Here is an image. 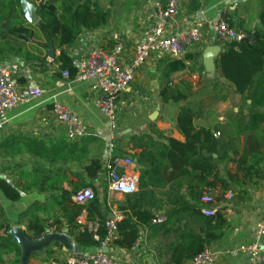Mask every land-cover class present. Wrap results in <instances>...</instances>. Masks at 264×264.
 I'll return each instance as SVG.
<instances>
[{
    "label": "crops",
    "instance_id": "obj_1",
    "mask_svg": "<svg viewBox=\"0 0 264 264\" xmlns=\"http://www.w3.org/2000/svg\"><path fill=\"white\" fill-rule=\"evenodd\" d=\"M189 4V0L181 1L179 14L173 19L170 30L174 33L185 32L196 23H204L206 27L202 40L186 53V55L200 53L202 59H199L197 64L188 61L189 69L173 73L168 78L164 75L165 66L159 61L150 60L151 62L148 61L139 68L135 77L143 80L144 77L149 78L146 74L152 73L156 82L158 91L153 92L152 97L146 94L144 98L148 99L147 101L153 99L156 108L160 106L155 118L157 122L154 123V131L145 127L139 131L132 129L121 131L119 128L115 141L114 153L131 158L135 164L131 170L139 178L142 167L133 156L145 149H134L133 139L136 136L143 137V142L157 145V149H160V146H167L169 139L184 143L186 137L177 126V117L182 107L193 103L201 104V109L196 112L194 120L196 129H210L213 136L220 131L233 134L237 132L236 124L230 122V118L238 113L243 99L221 78L215 68L214 63L220 51L213 58L211 66L205 65L203 54L211 46H217L220 50L212 26L224 16L228 23H232L233 27L241 32L248 34L256 31L260 24L261 0H207L203 1L200 9L195 12L189 11ZM146 16L143 21L141 20L144 29L147 26L149 28L154 21L151 7L148 8ZM144 29L142 28L139 33ZM136 34L137 32H132L131 37L134 38ZM100 37H102L100 33L96 35L94 31L89 32L69 51L76 67L81 57L86 56L94 46H98L97 44L102 41ZM138 41L135 40V43ZM131 46L132 44L125 43L127 52L132 50ZM50 60L53 61L51 58ZM13 72L21 86L29 85L26 79L24 83L19 82L23 79L20 77L21 73H15L14 70ZM41 85L42 98L10 111L7 124L0 131V180L11 184L20 193V200L11 202L0 191V223L5 221L10 226L9 232L15 227H20L29 239L33 236L35 227L40 225L46 228V235L56 234L63 238V241L54 242L42 251L34 253L26 264H67L71 257L94 253L99 249V245L86 247L77 241L79 233L85 228L78 226V218L76 224L69 226L68 219L72 216L62 210V199L66 198L67 193H72L74 202L75 194L81 189L93 190L96 198L85 207L88 219L99 220L106 215V221L119 216L123 220L132 212L126 209L125 195L112 193L108 189L106 163L110 156L108 150L110 133L104 116L96 107L97 95L92 92L88 83L66 79L64 76L60 79L55 78L53 73H49ZM168 86L187 93L188 99L179 103L164 102L160 93ZM227 89L233 94H229ZM136 92L137 88L131 86L125 94L129 97ZM122 100L126 101L123 97ZM54 102L70 109L83 121L90 130V136L69 140L65 126L57 120L52 111ZM256 111L264 113V107L257 108ZM153 114L150 115V119ZM123 137L124 150L118 153L119 139ZM243 140L242 136L241 141ZM156 152L160 157V151ZM98 162L101 165L100 170L97 169ZM163 162L165 164V161ZM229 168L235 170L236 167L230 165ZM173 182L174 180L167 185L159 182L151 187L153 195L149 198L167 200L180 197L189 200L194 192L203 190L201 184L187 178L176 180L175 182H182V186L179 190H172ZM246 189L249 191L247 200L243 195L238 197L232 191H225L223 199L220 202L215 201L217 212L226 219L228 225L224 236L206 248L214 253L212 260L207 264H251L250 253L240 252L239 249L256 241L257 224L264 218V180L257 188L248 186ZM217 193L218 190L213 194ZM229 193L233 194L231 201L227 200ZM161 215L167 217L165 223L139 227V238L133 248H122L113 243L107 249V253L114 255L120 264L167 263L170 259V249L179 241V235L186 230L198 232L199 228L188 213L182 212L170 222L165 210L156 213L155 217ZM0 264L23 263L21 258L19 263L14 254L0 251Z\"/></svg>",
    "mask_w": 264,
    "mask_h": 264
},
{
    "label": "trees",
    "instance_id": "obj_2",
    "mask_svg": "<svg viewBox=\"0 0 264 264\" xmlns=\"http://www.w3.org/2000/svg\"><path fill=\"white\" fill-rule=\"evenodd\" d=\"M32 1L37 4L39 17L34 25L24 17L22 0H0V61L22 62L32 72L39 74L48 73L56 65L52 71L55 78L60 79L67 73L69 79H75L77 67L69 51L82 36L105 27L110 18L109 11L93 0ZM203 1L207 0H189V11L199 10ZM224 18L226 19L225 16ZM259 20L257 30L248 33L243 42L222 43L214 63L221 78L243 99L238 113L230 118V122L237 127L235 134L220 131V137L215 138L210 129H196L194 120L201 104L193 103L182 107L177 117L178 129L186 137L184 143L169 139L167 146L157 149V145L143 142V137L136 136L133 139L134 149H145L133 156L142 167L140 183L136 193L125 195L126 209L132 214L126 215L118 223V238L114 241L116 245L133 248L139 238V227L152 224L156 213L165 210L169 222L182 212L188 213L198 224L199 230L183 231L179 235V241L171 247L170 259L165 263L187 264L221 239L228 225L218 212L214 217L204 216L201 213V199L210 196L214 202H220L223 192L232 191L238 197L243 195L247 200L249 191L246 188H257L263 182L264 113H259L256 109L264 107V0H261ZM230 25L233 27L232 23ZM51 48L53 61L49 54ZM199 59H202L200 53L188 54L183 59L166 58L159 63L165 66L164 75L168 78L173 73L189 69L188 61L197 64ZM19 82L24 83L25 79H20ZM160 96L164 102L179 103L188 99L187 93L170 86L162 89ZM124 139L125 137L119 139L118 153L124 150ZM138 140L141 142H137ZM157 150L160 151V157ZM230 165L235 166V170L229 168ZM97 169H101L99 162ZM183 178L201 184L203 190L194 192L189 200L180 197L167 200L149 198L153 195L151 187L159 182L167 185L174 180L171 188L179 190L182 182L175 181ZM217 190L219 193L214 195ZM0 191L11 202L20 200L19 191L4 180H0ZM206 191L208 195L205 194ZM72 196V193H67L66 198L62 199V210L72 216L68 219L70 227L76 224V219L85 208L74 203ZM106 219L107 216L104 215L99 220L104 222ZM35 229L31 239H40L46 235L44 225ZM9 231L10 226L1 221L0 251L14 254L20 263L21 249ZM98 234L103 239L106 233L100 230ZM77 241L86 247L99 245L93 234L86 229L79 233Z\"/></svg>",
    "mask_w": 264,
    "mask_h": 264
},
{
    "label": "built area",
    "instance_id": "obj_3",
    "mask_svg": "<svg viewBox=\"0 0 264 264\" xmlns=\"http://www.w3.org/2000/svg\"><path fill=\"white\" fill-rule=\"evenodd\" d=\"M182 0H147L148 7L153 10V24L145 31L133 49L130 57L125 54L123 43L113 37L115 44L107 51L92 49L86 56L81 57L77 63V82L88 83L92 92L97 95L96 107L104 116L109 128V159L106 163V176L108 189L112 193L131 195L138 191L139 176L131 169L135 167L129 157L119 156L114 153L115 141L119 131V105L121 96L131 87L136 72L150 60L183 59L186 53L197 45L203 37L204 23H196L185 32L170 30L173 19L178 15ZM216 40L222 43L243 42L248 34L232 27L222 17L212 26ZM66 79L68 74L63 75ZM43 90L40 87L27 85L21 86L15 79L11 66L0 65V131L8 121V113L17 107L42 98ZM53 113L57 120L66 128L69 140H78L90 136L87 125L81 121L70 109L60 103H53ZM220 133L214 137L218 138ZM96 198L90 188H83L74 196V202L86 207ZM233 194L227 195L231 201ZM201 213L206 217H214L217 213L215 202L210 196L201 199ZM122 220L119 216L114 220L101 222L87 218V210L80 213L77 224L93 234L98 242L99 249L94 253L71 257L67 264H120L117 258L104 252L118 238V223ZM166 216H157L152 224H163ZM105 231L103 239L99 231ZM240 252L250 253L251 264H264V218L257 224L256 241L249 246L241 247ZM214 256L211 249L197 256L191 264H207Z\"/></svg>",
    "mask_w": 264,
    "mask_h": 264
},
{
    "label": "rangeland",
    "instance_id": "obj_4",
    "mask_svg": "<svg viewBox=\"0 0 264 264\" xmlns=\"http://www.w3.org/2000/svg\"><path fill=\"white\" fill-rule=\"evenodd\" d=\"M22 1L32 4L37 9V4L32 0ZM93 1L107 9L110 13L108 24L105 27L94 31L96 35L99 33L102 35V37L99 38L102 41L97 44L99 47L94 46L93 49H103L105 51L108 49L111 50L115 44L113 37L116 36L123 43L126 56L130 57L136 44L135 40H140L142 34L148 29V26L144 29L141 22L142 19L147 17L146 13L149 8L147 0ZM145 24L148 25L147 22H145ZM142 28L144 29L143 32L139 33ZM132 32H137L134 38L131 37ZM133 41L134 43H132ZM125 43L132 44V50L130 52L126 51ZM4 64H11L15 73H21L22 76L20 77L26 79L29 85L37 86L41 89H43V86L41 85L42 81H46L47 75L52 73L55 69V67H51L48 73L39 74L32 72L29 66H24V64L19 61H0V65ZM146 75H148L149 78L144 77L143 80L135 77L131 86L137 88V92L133 96L127 97L124 93L122 97L123 99H126V101L122 100V97L120 98V102L124 101L119 105V128L121 131L127 129L139 131L143 127L154 131V125L157 121L155 122V119H150V115L155 113L156 103H154L153 99L147 101L148 99L146 100L144 95L149 94L148 97H152L154 95L153 92H157L158 90L156 89V82H154L152 73ZM17 79H19V76H17ZM229 91L230 90L227 89V92L232 95L233 93ZM188 93L190 92L188 91Z\"/></svg>",
    "mask_w": 264,
    "mask_h": 264
},
{
    "label": "water",
    "instance_id": "obj_5",
    "mask_svg": "<svg viewBox=\"0 0 264 264\" xmlns=\"http://www.w3.org/2000/svg\"><path fill=\"white\" fill-rule=\"evenodd\" d=\"M22 11L24 17L30 24H36L39 21L37 9L30 3L22 1ZM217 46H211L204 51V62L206 66H211L213 58L219 53ZM50 58L53 59V49L49 51ZM160 111V106L156 108V112L153 114L152 119H155ZM12 239L19 245L21 249V260L23 264H26L32 255L36 252H40L47 248L50 244L58 241H63V238L56 234L45 235L44 237L36 240L29 239L25 236L24 231L20 227H15L10 232ZM107 252V249L104 250Z\"/></svg>",
    "mask_w": 264,
    "mask_h": 264
}]
</instances>
